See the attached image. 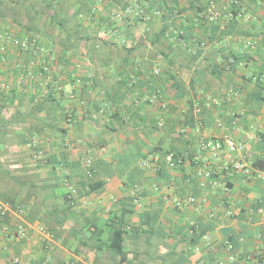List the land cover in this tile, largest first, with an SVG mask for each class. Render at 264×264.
I'll return each instance as SVG.
<instances>
[{"label": "crops", "instance_id": "1", "mask_svg": "<svg viewBox=\"0 0 264 264\" xmlns=\"http://www.w3.org/2000/svg\"><path fill=\"white\" fill-rule=\"evenodd\" d=\"M0 33L52 49L0 40V264H264V0H0Z\"/></svg>", "mask_w": 264, "mask_h": 264}, {"label": "built area", "instance_id": "2", "mask_svg": "<svg viewBox=\"0 0 264 264\" xmlns=\"http://www.w3.org/2000/svg\"><path fill=\"white\" fill-rule=\"evenodd\" d=\"M219 16H220L219 13L214 8V2L210 1V11L205 15V18L211 22V21H215L216 19H218ZM128 17H134V18H137V19L144 21V22L149 20V16L145 13L144 9L141 7L135 6L134 8H127L123 12L114 13V14L110 15L108 23L118 22V21H121L124 18H128ZM0 40L1 41H8L12 47L16 48L19 53L23 54L26 57V64L28 66L34 65L35 61L39 60L40 57H42V55L44 56V59L48 58L49 56H52V49L42 47L40 45L38 39L33 38L31 40H26V39H20V38H10L7 34L0 33ZM245 44L249 48H253V45L251 43L246 42ZM228 61L230 63H233L234 62L233 57H230L228 59ZM15 68L18 70H22V71L24 70V66L20 62L15 63ZM153 73H154V75H158L159 74L158 69L154 70ZM37 76L39 79L44 80V81H46L50 78L49 67L47 66V64L45 63L44 60L41 61V66L37 72ZM20 79H22V77ZM54 84H55L54 85L55 88L59 89L57 83L54 82ZM0 89L4 94H9L11 87L9 85L3 83V84H0ZM22 92H26V89L24 87H22ZM159 126L161 127L162 124H159ZM223 145L226 147L229 155H231V153L238 152L241 149L240 144L232 141L228 137H226L223 140ZM25 146L27 147L28 150L31 151V159L34 162L43 163L45 161L44 150L39 146L38 139L34 135H32L28 138ZM200 149L206 150V151H208V150L211 151L213 153V156L211 157L210 162H213V161H216L217 159H219L217 153L219 151H221L222 145L216 141H206L200 145ZM228 157H230V156H228ZM168 158H169V161L173 160V155L169 154ZM90 163L91 162L89 159H83L82 160V164L87 168L86 175L88 177L91 174V171L89 168ZM149 166H150V159L149 160L144 159L140 162V167H147L148 168ZM207 166H208V164H207ZM230 167H231L230 169L234 172L236 171V172H242L244 174H250V167L243 161H233L231 163ZM203 176L204 177L208 176V173L207 172L203 173ZM261 178L264 179V173L261 174ZM68 192H69V194H68L69 197H73L75 195L72 187H68ZM193 203H194V200L191 198H187L186 200H180V199L175 200V205H176V207H179V208L186 207L189 204L192 205ZM6 211H7L6 206L0 202V216L1 217L5 216ZM38 230L40 232L44 231L43 228H39ZM232 259L233 258H231V260ZM18 262H19L18 258H13L11 264H18ZM66 264H79V263L67 262ZM215 264H222V263H215Z\"/></svg>", "mask_w": 264, "mask_h": 264}, {"label": "trees", "instance_id": "3", "mask_svg": "<svg viewBox=\"0 0 264 264\" xmlns=\"http://www.w3.org/2000/svg\"><path fill=\"white\" fill-rule=\"evenodd\" d=\"M50 104H54V102L52 101H49ZM119 233H115L114 236H113V242L111 244V247L112 249L115 251V252H120V244H119Z\"/></svg>", "mask_w": 264, "mask_h": 264}]
</instances>
